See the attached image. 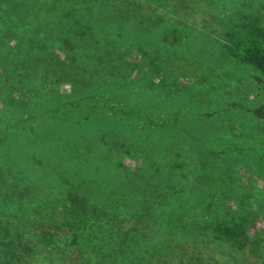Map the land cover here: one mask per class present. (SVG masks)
<instances>
[{"label": "rangeland", "instance_id": "1", "mask_svg": "<svg viewBox=\"0 0 264 264\" xmlns=\"http://www.w3.org/2000/svg\"><path fill=\"white\" fill-rule=\"evenodd\" d=\"M210 1L226 32L241 21L240 3L253 6L249 14L253 9L257 14V7L264 8L261 0ZM143 2L152 6L144 11ZM187 8L186 0H0V58L15 51L21 58L29 59L21 42H34L44 45L43 51L54 58L77 55L74 60L79 65L71 73L62 65L59 69L64 71L54 67L52 72H56V76L57 72L61 73L54 83H43L35 78L13 87L10 96L15 99V107L40 104L41 109L59 108L57 116H61V111L71 109L70 105H61L74 100L71 122H60L58 130L88 127L87 135L100 139L104 133L101 129L116 126V130L125 131L128 138L141 135L144 141L142 153L128 147H114L113 139L109 145L99 148L109 159L103 167L107 169L108 178L99 180L104 181L101 185L93 186L97 187L99 195L93 194L89 204L81 205V194L77 197L71 195L69 189L62 190L67 181L78 188L77 180L58 177V184L53 188L44 186L47 191L55 189L54 193L29 199L40 206L58 208L61 220L75 222L78 236L96 227L101 230L103 239L96 236L95 240H102L100 244L111 243L107 217L115 215L120 222L139 213L148 214L146 217L150 220H158L161 213L168 211L200 214L206 190L204 185L197 192L193 190L198 183L205 184L212 179L236 180V185L241 182L244 191L237 195H254L264 201V76L224 53L222 40L193 30L185 20L179 23L186 17ZM67 18H75L77 32L64 30ZM108 28L112 31L106 33ZM99 32L116 38L114 50L122 57L120 72L114 66L104 68L102 59H96L95 66L88 65L89 69L80 65L81 59L91 62L100 56V48H105ZM119 48L123 52H119ZM82 50L83 56L79 53ZM11 55L14 57V53ZM35 66L31 63L28 67ZM30 92L36 93V97L32 98ZM110 92L119 99L108 102ZM92 93L98 102H108L115 108L121 106L123 112L113 115L110 109H96L93 99L84 100L86 94ZM100 94L104 98H99ZM157 96L159 102L155 100ZM161 100L169 106L166 114L159 110ZM80 105L83 109H78ZM130 105L137 106L139 111L128 114ZM145 112L151 115V123ZM168 113L176 118V113L181 114L182 129L170 120L167 128L157 127V122L167 120ZM146 129L155 135L146 139ZM63 141L59 139L57 143ZM165 155L171 158L168 167ZM51 168L59 173L63 170L59 165L50 166L48 170ZM40 181L31 180L36 185ZM116 186L122 191L118 193ZM183 186H188L189 190H182ZM140 192L142 197L136 202ZM143 198H149L145 207L141 202ZM114 199L119 201L114 202ZM94 207L100 209L94 211ZM130 239L122 237L119 242L122 244L125 240L132 244L135 238ZM152 240L142 249L137 244H132L131 249L152 253L158 248ZM115 264L140 263L123 254Z\"/></svg>", "mask_w": 264, "mask_h": 264}, {"label": "trees", "instance_id": "2", "mask_svg": "<svg viewBox=\"0 0 264 264\" xmlns=\"http://www.w3.org/2000/svg\"><path fill=\"white\" fill-rule=\"evenodd\" d=\"M186 1V17L179 23L185 20V24L190 25L193 30L222 40L224 53L252 66L264 76V8L257 7V14L256 9L249 14L248 10L253 6L240 3L241 21L226 32L221 20L217 18V9L210 0ZM261 1L264 6V1ZM151 6L148 2L141 4L144 11ZM75 21V18L64 20L63 26L67 33L72 29L77 32ZM108 31H112V28H108L106 33ZM101 33L99 32L102 39L100 41L105 48H100V56L90 60L94 64L80 58V65L88 68V65L95 66L96 59H102L104 68L113 69L114 66L120 72L123 68L120 66L122 57L117 56L114 50L116 38ZM21 43L29 59L21 58L22 55L19 56L15 51L7 52L0 58V264H115L123 254L131 256L140 264H264V201L254 195H237L239 191H244V185L241 182L236 185V180L212 179L205 181V184L198 183L193 192H197L203 185L206 190L205 204L200 214L168 211L161 213L158 220H150L146 217L148 214L139 213L130 220L120 222L115 218L116 215L114 218L107 217L109 238L112 239L107 244H100L102 240H95L96 236L103 239L99 228H89V231L78 236V229L74 228L77 226L75 222L61 220L58 208L40 206L29 200L33 196L54 193L55 189L47 191L44 186L53 188L58 184V177L60 180H77L78 188L72 187L71 182L67 181L62 190L69 189L71 195L81 194V205L89 204L92 195L98 194L97 187L93 186L101 185L104 181L99 180L108 178L107 169L103 167L109 163V159L99 148L109 145L113 139L114 147H128L135 153H142L144 141L141 135L128 138L126 132L116 130V126L101 129L104 133L100 139L87 135L90 133L85 131L88 127L72 130L62 127L58 130L60 122H71V111L76 104L74 100L61 105L71 106L70 110L61 111V116H57L59 108L41 109L40 104L29 107L21 104L15 107V99L10 96L13 87L35 78L43 83H54L55 78L61 74L57 72L56 76V72H52L54 67L58 71H64L65 69H59L62 65L63 68H69L71 73L78 65L74 60L77 55L64 59L60 56L54 58L46 50L43 51L44 45ZM91 46L95 48V45ZM119 52H123V49L119 48ZM79 53L82 56L85 54L83 50ZM31 63L36 65L32 68L34 70L28 67ZM29 94L32 98L36 97L34 92ZM86 98L93 99V106L100 111L110 109L113 115L123 112L121 106L115 108L108 104L113 99H119L113 92L108 94V102H98L94 99L95 93L86 94L84 100ZM99 98H104L103 94ZM159 99V96L155 98L157 102ZM162 101L159 110L166 114L169 106ZM78 109H83V106L80 105ZM137 111L139 108L134 105L127 108L128 114ZM152 113L154 111L150 114ZM146 114L149 113L145 112ZM176 114L177 118L168 113L167 120L157 122V127L167 128L170 120V123L175 121V124H179L175 127L182 129L184 120L180 118V113ZM147 117L151 123V115ZM145 132L148 136L146 139L155 135L149 134L147 129ZM59 139L64 141L57 143ZM178 145H181V141ZM208 155L211 157L212 152ZM164 161L168 167L171 158L165 155ZM53 165L63 168L62 173L56 168L48 170ZM31 180L47 182L40 181L36 185ZM114 188L118 193L122 191L120 186ZM182 190H189V187L183 186ZM141 197L142 192L138 194L136 202ZM148 199L141 200L143 207L147 206L145 202ZM115 200L118 199L113 201ZM99 209L94 207V211ZM162 220L164 224H161ZM128 236L131 241L135 238L132 244H137L139 249L147 246V241L152 239H155L152 242H156L158 248L152 253L133 251V246L128 241L123 240V246L119 242V238Z\"/></svg>", "mask_w": 264, "mask_h": 264}]
</instances>
